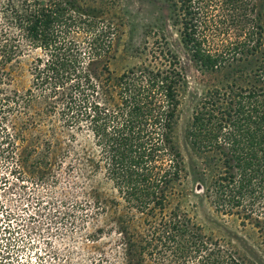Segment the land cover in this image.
Listing matches in <instances>:
<instances>
[{"label": "trees", "instance_id": "16d2710c", "mask_svg": "<svg viewBox=\"0 0 264 264\" xmlns=\"http://www.w3.org/2000/svg\"><path fill=\"white\" fill-rule=\"evenodd\" d=\"M159 1L190 60L216 79L185 131L199 160L196 185L217 211L254 227L264 245L262 2ZM116 31L107 9L80 0H0V67L40 51L25 92L9 90L0 74V112L31 111L28 129L41 127L36 120L45 126L44 137L31 141L41 161L32 176L47 180L71 150L84 177L109 183V197L95 185L88 193L117 216L123 264H244L181 204L187 175L175 141L186 86L180 57L157 41L140 64L115 74L108 63ZM82 131L91 134L93 150L74 143ZM11 260L0 247V264Z\"/></svg>", "mask_w": 264, "mask_h": 264}, {"label": "rangeland", "instance_id": "374dc122", "mask_svg": "<svg viewBox=\"0 0 264 264\" xmlns=\"http://www.w3.org/2000/svg\"><path fill=\"white\" fill-rule=\"evenodd\" d=\"M80 1L104 7L117 25L108 63L113 73L140 64L144 51L157 41H167L177 52L186 80L175 128L187 175L182 207L204 234L228 245L244 264H264V245L254 227L242 225L235 215L217 211L196 185L199 160L186 141L185 131L196 101L216 83L215 77L200 71L190 60L177 27L170 23L159 0ZM260 3L264 10V0ZM38 54L39 50H26L0 67L4 86L25 92L31 85V66ZM19 109L21 113H8V109L0 112V234L6 229L0 235L1 249L9 251L12 264H123L121 240L114 224L117 216L110 208L98 207L88 193L95 185L109 197L110 184L99 177L94 182L84 177L71 150L70 155L59 157L47 180L34 178L31 173L41 161L34 152L38 147L31 141L44 137L45 126L36 120L41 127L28 129V123H33L31 111ZM61 139L67 143L65 135ZM74 143L79 149L94 148L87 131L77 132ZM29 155L25 164L23 157Z\"/></svg>", "mask_w": 264, "mask_h": 264}]
</instances>
